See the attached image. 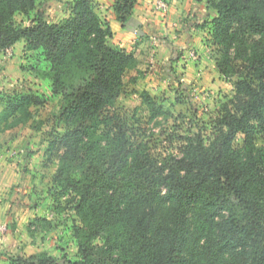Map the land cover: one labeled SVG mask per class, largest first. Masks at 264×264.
I'll return each mask as SVG.
<instances>
[{"label":"trees","instance_id":"1","mask_svg":"<svg viewBox=\"0 0 264 264\" xmlns=\"http://www.w3.org/2000/svg\"><path fill=\"white\" fill-rule=\"evenodd\" d=\"M37 1L0 0V53L24 41L46 63L36 73L58 97L53 117L65 127L48 148L58 155L51 182L71 194L78 259L40 251L8 256L9 264H264V143L257 144L264 136V0H206L216 13L209 27L220 53L216 70L236 78L234 94L207 142L199 133L186 136L179 156L161 160L146 142L132 143L113 112L125 73L136 71L130 83L143 75L135 54L110 44L113 32L92 0H75L57 23L38 13L15 26ZM136 2L114 0L122 26ZM181 53L172 47L157 73L168 70L176 80L171 65ZM140 99L150 121L170 115L147 91ZM43 104L32 93L9 101L0 110V134L27 124L38 130L43 122L31 108ZM41 222L29 224L31 235Z\"/></svg>","mask_w":264,"mask_h":264},{"label":"rangeland","instance_id":"2","mask_svg":"<svg viewBox=\"0 0 264 264\" xmlns=\"http://www.w3.org/2000/svg\"><path fill=\"white\" fill-rule=\"evenodd\" d=\"M74 1L38 0L29 17L17 15L13 23L18 27L27 26L38 13L47 22L57 23L70 15ZM147 26L144 24L139 29ZM153 34L155 40L151 35L140 34L129 39L143 76L130 83L131 76L135 77L131 74L136 73H125L124 87L113 112L126 125L130 141L146 142L151 156L161 160L168 154L179 156L186 136L199 133L207 142L214 132L215 120L222 113V105L234 94L236 78L224 79L217 72L215 63L220 53L212 43L210 33L202 37L209 61L204 64V73L198 66L207 61L206 57L193 47L185 58L182 57L183 48H187L183 46L188 43L182 40L181 47L176 46L182 51L180 59L171 65L176 80L168 75V70L161 76L157 67L164 63L163 60L168 62L169 52L160 45L161 37L156 32ZM162 39L166 44H174L167 37ZM45 69L41 53L27 50L24 41L0 53V110L24 93L44 99L42 106L31 108L35 120L43 122L38 130L27 124L0 134V205L9 203L4 221L0 223V264H9L8 256H28L40 251L59 259H78L73 228L79 221L72 210L73 205L68 203L71 194L62 193L51 182L58 155L55 152L50 155L48 148L60 138L65 127L53 117L58 108V97L51 94L49 81L42 80L36 73ZM143 91L170 114L166 119L159 117L150 121L140 99ZM263 143L264 136H261L257 144ZM241 144L242 136L239 135L235 146ZM20 220L23 222L17 226ZM35 220H42V228H35L31 235L28 226Z\"/></svg>","mask_w":264,"mask_h":264},{"label":"crops","instance_id":"3","mask_svg":"<svg viewBox=\"0 0 264 264\" xmlns=\"http://www.w3.org/2000/svg\"><path fill=\"white\" fill-rule=\"evenodd\" d=\"M92 2L98 14L106 23L109 24L113 32V36L110 39V44L115 48L134 52L138 61V56L133 50V47L131 46L132 43L129 39H133L135 36H137L136 34H140L143 36L151 35L153 37L152 39L155 40V34H153L155 32L161 38L167 37L170 41H174V44H166V42L160 43V45L164 49L168 50L169 60L171 57V48L176 46L181 47V45L179 44H181L180 41L182 40L183 43L188 42L187 46H183L187 47L188 50L187 48H183L184 56L182 57L185 58L187 52L191 51L190 47H193L196 51L199 50V53H201V56L203 58L206 57L207 59V56L204 52V38L202 39V37H206V35L209 33L210 22L216 16V13L214 10L208 7L206 0H167L168 10L163 14H157L153 12L154 0H137L133 8L131 17L124 26L117 22L114 17L112 10L114 0H92ZM144 24L148 25L147 28L144 27V29H139V26L141 27ZM163 61L165 62V60ZM208 62L209 61L207 59V61L205 60L204 62H201V65L198 66L199 70L202 71V73H204L202 70L205 67L204 64H208ZM189 64L190 63L187 62L188 67ZM137 70H139L140 72L143 71L139 62ZM188 70L192 71L191 68H188ZM129 72L136 73V71L134 70ZM131 75L137 76V73ZM8 209V202L0 205V223L4 221V215L6 214V211ZM22 222L23 221L20 220L17 226H20Z\"/></svg>","mask_w":264,"mask_h":264},{"label":"built area","instance_id":"4","mask_svg":"<svg viewBox=\"0 0 264 264\" xmlns=\"http://www.w3.org/2000/svg\"><path fill=\"white\" fill-rule=\"evenodd\" d=\"M167 10H168V2H167V0H154V2H153V11L155 13L163 14Z\"/></svg>","mask_w":264,"mask_h":264}]
</instances>
